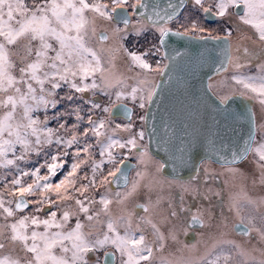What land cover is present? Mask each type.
<instances>
[{
	"label": "snow or ice",
	"instance_id": "1",
	"mask_svg": "<svg viewBox=\"0 0 264 264\" xmlns=\"http://www.w3.org/2000/svg\"><path fill=\"white\" fill-rule=\"evenodd\" d=\"M183 2H169L163 14L158 5H153V12L148 14L140 11L150 6L146 0H0V170L16 173L0 190V218L4 221L0 224V264H88L90 253L108 246L114 251H105L102 261L97 258V264H114L117 253L119 264H153L155 254L166 247V241L176 239L173 230L166 236L162 225L183 219L185 235L196 225L211 228L213 197L222 204L216 223L220 231L210 237L212 243L192 264H234L237 255H248L245 244L253 234L264 245V196L253 199L247 186L242 185L225 203L223 190L213 189L208 183L218 174L205 167L203 161L187 181L175 179V174L172 179L163 176L167 162L157 161L150 154L144 143L145 131H134L131 111L121 103L125 97L137 102L145 111L139 120H146L147 110L158 94L150 73L163 76L168 67L161 60H155L153 67L151 58L161 55L159 45L136 52L125 47L123 41L130 34L139 37L148 31L158 32L162 41L172 32L168 24L178 19ZM189 2L205 17L217 21L236 17L255 33L256 39L252 40L242 32L233 55L232 29L225 28L223 35H214L194 18L172 32L180 37L224 41L226 64L221 67L232 66L236 70L232 80L242 87L240 94L256 99L264 107V62L256 65L255 76L238 74L252 64L257 52L264 57V0ZM93 39L98 48L92 46ZM110 40L114 45L105 46ZM244 40L259 46L250 49L242 43ZM124 57L126 71H119L116 60ZM133 68L140 71L132 74ZM129 80L135 84L129 85ZM61 89L66 91L61 94ZM101 96L108 97L107 104L98 102ZM229 99L224 96L220 103ZM61 105L63 110H57ZM118 105L126 119L123 124L115 123L118 111L113 110ZM50 111L54 114L49 115ZM40 112L43 118L37 115ZM69 118L75 122L69 124ZM52 120L56 127H49ZM169 143L170 140H163L162 146ZM216 151V162L231 175L240 174L245 180L248 177L231 165L253 153L256 171L251 184L253 188H264V141L253 148L250 135L243 146L231 150V159L226 139ZM185 155L183 144L173 152L174 160L180 164L185 163ZM33 156H43L44 160L30 169L21 166ZM132 158L136 160L132 166L136 175L131 187L127 192L113 194L112 185L128 187ZM66 165L69 170L53 183ZM45 168L47 172L41 175ZM25 177H31V182L26 183ZM165 187L167 196L158 194L156 200L149 198L128 211L127 202L139 189L146 188L151 193ZM101 188L104 191L97 200L96 193ZM6 194L11 198L5 199ZM31 196L39 198L29 200ZM188 196L209 201L208 208L197 206L192 211ZM244 203L254 205L256 215L243 216ZM30 205H35L32 212L20 214ZM113 205L120 209V215H114ZM223 207L237 218L238 224L232 228L235 231L241 226L239 234L248 238L245 244L226 239L222 229L227 228L229 217ZM136 209H142L143 214ZM157 213H162V219H156ZM73 217L75 224L70 226ZM97 225L106 226V230H97L96 238L90 239ZM5 241L12 246L8 255L2 254ZM259 251L264 257V247ZM259 264H264V259Z\"/></svg>",
	"mask_w": 264,
	"mask_h": 264
},
{
	"label": "water",
	"instance_id": "2",
	"mask_svg": "<svg viewBox=\"0 0 264 264\" xmlns=\"http://www.w3.org/2000/svg\"><path fill=\"white\" fill-rule=\"evenodd\" d=\"M187 1L184 0L179 14ZM169 2L176 4L179 0H146L150 6L140 11L151 14L152 6L158 5L163 14ZM172 32L162 41L159 38L162 57L168 67L163 76L157 77L155 86L158 94L155 103L147 110L144 130L150 153L160 162H167L162 173L172 178L175 174L177 179H187L201 161H217L216 149L220 148L223 140L226 139L230 145L229 159L231 150L243 146L250 135L252 144L256 133L254 100L236 93L229 95L230 99L221 104L220 98L208 87L209 78L227 68L221 67V64H226L224 41L180 37ZM127 108L132 113V107L127 105ZM113 111H118L117 118L125 119L122 107L118 105V109ZM166 139L170 143L162 146ZM181 144L186 148L183 164L173 158L175 148ZM132 166L129 161V167ZM119 187L124 185L111 186L112 189Z\"/></svg>",
	"mask_w": 264,
	"mask_h": 264
},
{
	"label": "rangeland",
	"instance_id": "3",
	"mask_svg": "<svg viewBox=\"0 0 264 264\" xmlns=\"http://www.w3.org/2000/svg\"><path fill=\"white\" fill-rule=\"evenodd\" d=\"M27 3H30L31 0H26ZM129 11H131V9H129ZM138 18V17H137ZM194 18H198L201 22V24L209 29L212 34L214 35H223L224 32L223 30L225 28H229L232 29V39H231V44L233 46V55H235V47L237 45V43L239 42V37L241 35V33H247L248 36L252 37V40L256 39L255 33L246 25L240 24L238 19L236 17H232L230 19H224V20H214L213 22H207L203 16L202 13H197L193 8L190 2H187V4L185 5V8L183 9V11L178 15V19H174L173 21H170L168 24L169 28H173V30H176L177 27H179L181 24L187 23L190 19H194ZM101 24V26L103 25V22H99ZM133 23H135V18L133 19ZM122 26V25H121ZM239 28L240 31H237L236 29ZM204 35H207V33H205ZM160 38V34L158 32L155 31H148L146 33H144L143 35L137 37L133 34H130L127 39L125 41H123L125 47H127L129 50L131 51H136V52H143L145 49L152 47L153 45H159V40ZM252 40H244L242 43L244 45H246L247 47H249L250 49H255L257 48L259 45H254L252 43ZM54 43V42H53ZM114 41H107L105 42V46L108 45H114ZM91 44L93 47H99V45L97 44L96 40L93 39L91 41ZM160 46V45H159ZM160 56H156V57H152L151 61L153 62V67H155V60H161V63L164 64L165 60L162 58V51L160 48ZM104 59L105 61L108 60V55L107 53L104 54ZM127 58L124 57L123 59H117L116 60V65H117V69L119 71H126V67H125V63L124 61ZM264 62V57H261L259 52H257V55L255 57H253V62L252 64H250L249 66L242 68L239 70L238 74H243L245 76H255L257 75V68L256 65ZM107 66V64L105 65ZM140 69L138 68H133L132 70V74H134L135 72H139ZM236 72V70L228 65L227 68L218 76L214 77L211 79V85L213 86V88L215 90H217V92L219 93V96L222 98L224 96H229L231 94H240V92L242 91V87L238 84H236L233 80H232V76L233 74ZM151 76H153L155 79L158 76L156 73H150ZM143 77H141L142 79ZM129 85H134L135 81L133 80H129L128 81ZM66 91V89H61L60 92L61 94H63V92ZM127 91H131V88L129 87L127 89ZM85 95H89V93H86ZM112 99L115 100V95L113 94ZM254 102V112H255V119H256V124H257V137H256V142L253 148H255L260 142L264 141V128H261V125H264V107H262L258 101L256 99H253ZM108 101V97L107 96H101L99 98L98 102H101L102 104H107ZM122 102L125 103H131L133 106H135L136 109V113L133 115L135 116L134 122H135V128L134 131H141L140 128V120H139V114H138V110H142L138 107V103L137 102H133L131 99L125 97ZM64 105H61L59 107V109L57 110H63ZM49 115H53L54 113L52 111H50L48 113ZM37 115H39L41 118H43V112L37 113ZM100 115H107L105 113H100ZM75 121L71 118L68 119V123L72 124ZM126 121L122 120V119H116L115 123H125ZM49 127H56V121L52 120L49 122ZM82 130V129H81ZM126 136V134H123ZM98 152V149H97ZM98 158V157H97ZM249 159V160H248ZM253 159H254V154L251 153V155L247 158V161H245L243 163V165L239 166L240 168H238L240 170L241 173H244L248 179L245 180L243 178V176H241L240 174H237L235 176L231 175L230 173H228L226 171V169H212L211 167H207L209 168L211 171L217 172L220 175L223 176V178H227V179H233L234 184L238 183L240 184V186L238 185V189L235 190L234 192L231 193V188H230V195H234L236 193H238L240 191V188L242 185H246L247 186V190H248V194L251 197L254 198H259L260 196H264V188L261 187H255V188H259V191H256L255 188L252 187L251 184V180L252 177L256 171L255 169V165L253 163ZM44 160L43 156L40 157H32V160L27 164H21L22 167H25L26 169H30L33 168L34 166H36L39 163H42ZM68 162L69 164L71 163V157H68ZM69 169L67 167V165L64 167L63 171L58 174L56 177L53 178V183L58 182L61 177L63 176L64 172H67ZM155 169H152V171H154ZM0 172H3V175H0V190H4V186L5 184H7L12 178L13 175H15L16 173L14 172V170H9V169H2L0 170ZM47 172V169H42L41 170V175L45 174ZM136 175V171L134 172V178ZM25 182L26 183H30L32 178L31 177H25ZM237 185V184H236ZM131 187V183L128 187H125L121 190H118L121 193L127 192L128 189ZM104 189L101 188L99 190V192L96 193V199H99V193L103 192ZM178 191V190H177ZM114 191L113 194H115ZM164 195L167 196L168 194V189L165 187L163 191H161L159 188H157L155 191L149 193L148 190L146 188H141L138 190V192L132 196L128 202V211H132L133 206L136 202L141 201L142 199H146L148 200L149 198H151L152 200H156L157 195ZM11 197H9L7 194L5 196V199H9ZM38 196H31L28 197L29 200H35L38 199ZM55 198V197H53ZM214 200V199H213ZM208 205H209V201H207ZM165 206H166V202H165ZM197 206H199V202L197 203ZM14 207V205H13ZM35 207V205H30L27 209H25L23 211V213L20 214H27L33 211V208ZM203 208H205V206H202ZM208 206L205 208L207 209ZM213 220H212V227L211 228H204L202 230L201 233H199V238L198 241L194 244H187L185 242L182 241V238L180 237L181 233H184V226H183V221L181 220H177V221H173V223L171 224H164L162 225L161 230L164 232V234L167 236L169 230H173L176 234V239L172 240L171 238H169L166 241V247L162 250H160L159 252H157L155 254V258L153 261V264H158L159 262H168L169 264H192L193 261H196L198 259L199 256H201L202 254H204L206 246L210 245L212 243V240L210 239V237L218 234V230L216 228V223H217V219L219 218V214H220V210L216 211L215 207L213 206ZM225 209L227 210L228 208L225 207ZM53 211H55L56 209L53 208ZM196 210V209H195ZM194 210V211H195ZM224 213L226 216H228L229 214H226V211L223 209ZM113 213L114 215H120V209L113 205ZM46 215V213H45ZM232 215V214H231ZM230 215V219L229 221H227V228L222 229L224 232L228 233L231 225L233 224L234 221L237 220V218L233 215ZM60 213L58 212L57 214V218H59ZM156 219L160 220L162 219V213H157L156 215ZM183 222V223H182ZM4 221L2 218H0V224H3ZM75 224V217H73L70 221H69V225L70 226H74ZM106 230V226L104 225H97L96 228L92 229L93 231V235L90 237V239H95V233L97 230ZM40 231H43V227L40 228ZM120 233L123 234V228L120 229ZM149 239H152L151 236V231H149ZM231 236V232L229 231L228 235H226V239H228V237ZM235 241H238L242 244H245V241H247L248 239L245 238H241V237H237L234 236ZM6 243V248L3 250V255H8L9 252L11 251L12 246L10 244L7 243V241H5ZM193 245H195V247H193ZM253 246H255V250H253ZM245 247L249 250L248 255L247 256H240L237 255L235 257V262L234 264H243L244 261H247V264H259V261L261 259H264V257L261 256V253L259 251V249L261 247H264V245L262 244H258L257 241H254L253 239H251L250 242L245 244ZM112 248L110 246L104 248V249H100L99 251L95 252V253H90L89 254V260H88V264H97V258H100V260H102V256L105 253V251L111 250ZM114 250V249H112ZM58 251V250H57ZM232 251H235L234 249ZM22 255V253H21ZM119 254H117V260H118ZM93 258H95V260H93ZM256 262V263H255ZM119 264V261L118 263Z\"/></svg>",
	"mask_w": 264,
	"mask_h": 264
},
{
	"label": "flooded vegetation",
	"instance_id": "4",
	"mask_svg": "<svg viewBox=\"0 0 264 264\" xmlns=\"http://www.w3.org/2000/svg\"><path fill=\"white\" fill-rule=\"evenodd\" d=\"M188 2V1H187ZM204 16V15H203ZM204 18H205V20L207 21V22H213L214 20L211 18V17H205L204 16ZM170 29H173V28H170ZM158 42H159V40H158ZM163 58V57H162ZM164 59V58H163ZM165 60V59H164ZM164 64H165V62H164ZM216 75H214V76H212L211 78H209V80H208V87L210 88V90H211V92L216 96V97H218V98H220L221 99V97L219 96V93L217 92V90H215L214 88H213V86L211 85V79L212 78H214ZM158 77V76H157ZM157 77H156V79H155V84H156V81H157ZM255 102V101H254ZM121 103H125V102H121ZM125 104H127V103H125ZM128 106H130V107H132V113H131V119H134V117L135 116H133L135 113H136V109H135V106H133L131 103H128L127 104ZM253 111H254V105H253ZM138 114H139V116H141V115H144L145 114V111L144 110H138ZM254 115H255V112H254ZM117 119H122V120H124V121H126L125 119H123V118H117ZM255 121H256V119H255ZM143 126V127H142ZM140 128H141V131L143 130V131H145L144 130V121H141L140 120ZM256 137H257V124H256V133H255V137H254V139H253V142H252V147H254V145H255V142H256ZM144 143H146L147 144V138H146V134H145V137H144ZM151 154V153H150ZM152 155V154H151ZM251 155V152L250 153H248V155H247V157L245 158V159H242L241 161H239V162H237V163H234V164H232L231 166L233 167V168H240L239 166H241V165H243V163L245 162V161H247V158L249 157ZM153 156V155H152ZM154 157V156H153ZM154 159L155 160H157V161H160L159 159H157L156 157H154ZM249 160V159H248ZM130 162L131 163H133V166L135 165V163H136V160H135V158H132V159H130ZM202 162V161H201ZM201 162L199 163V165L201 164ZM203 162H204V166L205 167H211L212 169H225L224 167H222L221 166V164H219V163H216V162H214V161H212V160H203ZM198 165V166H199ZM136 171V169L134 168V167H132V170L129 172V181H128V186L130 185V183H131V180L134 178V172ZM215 173H217V172H215ZM163 176H166V175H164L163 173H161ZM218 175H216L215 177H213V178H211L209 181H208V183H209V185L211 186V187H213V189H219V190H223V192H224V202L225 203H227V201H228V197H229V194H230V188H231V193L232 192H234L235 190H237L238 189V185L240 186V184H239V182L240 181H238V183H236V184H234V181H233V179H227V178H223V176L222 175H220L219 173H217ZM166 177H168L169 179H172V177H169V176H166ZM175 179H177V178H175ZM189 178H187V179H177V180H180V181H187ZM200 179H201V184H202V186H203V175H202V172H201V176H200ZM123 188H125V186L124 187H119V188H115V189H112V192H114V191H118V190H121V189H123ZM262 188V187H261ZM255 190L256 191H259L260 189L259 188H255ZM264 191V190H263ZM253 199H258V198H254V197H252ZM213 199L214 200H212V207L214 206L215 207V209H216V211H218V210H220L221 208H222V204H221V201H219V200H217L215 197H213ZM186 200H187V203H188V205L192 208V211H194L195 209H196V207H197V203L199 202V206H205V208L207 207V206H209L208 205V203H207V201L206 200H193V198L191 197V196H188V197H186ZM147 202V200L146 199H142L141 201H139V202H136L135 204H142V203H146ZM134 204V205H135ZM223 209L226 211V214L228 213L229 215H228V217H229V219H230V215L232 214V213H230L229 211H228V209L226 210L225 209V207H223ZM242 209H243V211H242V215L243 216H245V217H247V216H249V215H256V211H255V206L254 205H250V204H247V203H244V204H242ZM136 211L138 212V213H140V214H143V210L142 209H136ZM232 216V218H233V214L231 215ZM229 219H228V221H229ZM231 220V219H230ZM182 221H183V219H182ZM184 222V221H183ZM182 222V223H183ZM234 223H236V224H238V220H236V221H234L233 222V224ZM257 223L259 224V221L257 220ZM232 224V225H233ZM232 225H231V227H230V229H229V231L231 232V236L230 237H228V239L229 240H235V238H234V236H237V237H241V238H245V239H248L247 237H243V236H241L239 233H240V231H241V226L238 228V229H236L235 231H233V228H232ZM183 226L185 227V223H183ZM204 228H202V227H200L199 225H196V226H194L193 228H191V229H189V231H188V234L187 235H185V233H181V235H180V237L182 238V241L183 242H185V243H187L188 245L189 244H194V243H196L197 241H198V238H199V233H201L202 232V230H203ZM229 231H228V233H229ZM228 233H226L227 235H228ZM254 241H257L258 242V240L255 238V234H253V238H252ZM258 244L260 245V243L258 242ZM111 251H114V250H112L111 249ZM118 254V253H117ZM103 256H104V254H103ZM103 256H102V260H103ZM93 260H95V258H93ZM101 260V261H102ZM118 263V260H116L115 261V263L114 264H117ZM256 263V262H255ZM158 264H169L168 262H159Z\"/></svg>",
	"mask_w": 264,
	"mask_h": 264
},
{
	"label": "bare ground",
	"instance_id": "5",
	"mask_svg": "<svg viewBox=\"0 0 264 264\" xmlns=\"http://www.w3.org/2000/svg\"><path fill=\"white\" fill-rule=\"evenodd\" d=\"M188 2H189V0H188ZM186 4H187V3H186ZM184 8H185V7H184ZM221 73H222V72H221ZM221 73H219V74H221ZM219 74H217L216 76H218ZM216 76H215V77H216Z\"/></svg>",
	"mask_w": 264,
	"mask_h": 264
}]
</instances>
